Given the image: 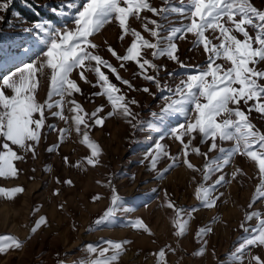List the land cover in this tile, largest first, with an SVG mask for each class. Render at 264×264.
Listing matches in <instances>:
<instances>
[{"label":"snow or ice","instance_id":"obj_1","mask_svg":"<svg viewBox=\"0 0 264 264\" xmlns=\"http://www.w3.org/2000/svg\"><path fill=\"white\" fill-rule=\"evenodd\" d=\"M24 2L31 7L27 0ZM13 3L14 0H0V13H4L0 14V23L7 22L5 14ZM40 7L47 8L43 19L37 13V18L27 25L23 20L19 25H13L19 27L23 34L18 45L11 44L5 50L4 34L0 29V138L3 140L0 143V177H16L19 169L14 161L23 162L29 153L33 159L37 157L45 129L58 131L63 141L70 129L57 130L47 120L50 116L67 124L69 117L64 115V110L69 106L76 132L80 133L83 126L81 142L90 149L85 160L93 167L100 163L102 149L89 136L90 130L102 127L107 118L120 115L134 131L148 130L150 134H156L153 147L145 155L149 161L147 167L155 173V178H163L165 172L181 162L201 173V182L195 189L201 207L210 209L217 205V187L231 182L226 179L224 170L237 154L255 162L260 181L256 186V200H264V131L249 118L252 112L264 116V68L259 67L264 64V10L255 6L252 0H180L179 6H175L173 0H162L160 7L153 6L150 0H59L55 6L43 4ZM145 11L161 21H168V27L157 19L142 15ZM173 14L181 19L179 26H171L168 18ZM130 18L139 21L144 32L153 39L145 38L141 31L132 27ZM113 23L121 29L120 40L129 35L132 39L124 54H119L105 41L107 53L120 62V69H124L129 61L135 62L139 71L133 73V78L140 77L154 84L162 96V107L158 112L152 111L147 121L141 120L140 114L133 110L132 106H140L139 101L128 99L110 75H114L129 91H143L153 96L156 93L150 92L148 87L136 88L129 79H124L118 68L105 57L101 45L94 42L96 35ZM250 30L255 34H250ZM189 33L195 38L193 48L202 45L207 54L203 66L189 65L180 59L177 40H184ZM237 33L243 39L238 38ZM145 50H151L153 59L145 58ZM163 57L184 70L182 74L175 69L165 72L167 77L183 76L175 87L167 81L161 83L159 74L162 66L153 60ZM220 60L230 66L218 63ZM149 69L155 74H149ZM74 73L79 80L98 88L92 93L93 97L107 99L112 110L106 116L103 104L86 112L74 98L75 94H82L77 79L72 78ZM89 74L93 79H89ZM42 79L47 80V98L41 102L38 93ZM194 134L200 136L201 144L210 142L207 151L192 146L196 138ZM165 137L174 138L182 145V161L180 155H170L167 151V146L161 142ZM226 142H231L230 146L225 147ZM57 147L54 144L47 151L53 152ZM190 152L203 157L202 168L190 162ZM211 153L215 155L210 156ZM162 158L170 159L171 163L161 171L157 165ZM64 162L68 163L67 157H64ZM239 172V168L233 171L232 179ZM65 183L70 184L71 181ZM106 187L111 189L110 206L89 225L88 232L112 225L119 211H132L118 195L111 177ZM23 191L20 186L11 189L0 187V195L8 199ZM99 199V195L93 197V200ZM167 206L175 210V235L183 236L188 231V218L197 208L192 206L185 210L171 200ZM252 207L253 204L249 203L248 208ZM254 219V226L248 223ZM125 223L136 230L149 231L142 219H129ZM46 224V217H39L31 233L35 234ZM240 228L247 235L228 254L232 264H243L245 254H250L251 249L264 248V214L260 211L246 212ZM212 231L210 225L199 228L195 234L197 240L206 245L205 237ZM128 243L130 241L127 240L89 243L82 248L86 255L72 261L60 258L56 253V264H118L124 245ZM24 244L25 241L14 236L0 235V254L10 249H22ZM203 245L193 255L203 254ZM156 257V264H165L163 248ZM249 264H264V257L250 255Z\"/></svg>","mask_w":264,"mask_h":264},{"label":"rangeland","instance_id":"obj_2","mask_svg":"<svg viewBox=\"0 0 264 264\" xmlns=\"http://www.w3.org/2000/svg\"><path fill=\"white\" fill-rule=\"evenodd\" d=\"M27 2L31 7H28L24 0H14L10 10L5 14L7 22L0 23L5 50L9 45H18L21 42L23 34L19 27H13L14 24L19 25L20 20H23L27 25L29 21L37 18V13L43 19L47 8L40 5L55 6L59 0H27ZM252 2L264 10V0H252ZM150 3L156 7L162 6V0H150ZM173 3L179 6L180 0H173ZM142 15L157 19L168 27V21H161L150 12L145 11ZM168 19L171 26H179L181 23V19L176 14ZM130 24L141 31L145 38L153 39L149 33L144 32L139 21L130 18ZM250 34L255 33L250 30ZM120 35L121 29L117 23H113L106 26L101 34H97L94 42L101 45L105 57L118 68L124 79H129L136 88L148 87L150 92L156 93L153 96L143 91H129L127 86L115 79L114 75H110V79L121 87L128 99L135 98L139 101L140 106H132L133 110L140 114L141 120L147 121L152 111L158 112L162 107V96L157 92L154 84L140 77L133 78V73L139 71L135 62L129 61L124 69H120V62L107 53V45H111L119 54H124L132 37L126 36L122 41ZM236 35L243 39L241 34ZM194 39L189 33L184 40H177L179 56L189 65L203 66L207 54L203 51L202 45L193 48ZM213 42L218 43L215 40ZM145 51V58L153 59L151 50ZM153 62L162 66L159 74L162 84L167 81L170 86L175 87L183 78L182 75L174 78L166 76L165 72L174 69L177 73L184 72L166 57L154 59ZM217 62L225 64L226 67L230 66L223 60ZM259 67L264 68V64ZM149 74L155 73L149 69ZM72 78L77 79L82 89V94H75L74 98L86 112L93 111L101 104L104 105L105 116L112 110L105 97L92 96L98 88H93L79 80L75 73ZM89 79H93L92 74H89ZM46 98L47 80L42 79L38 99L42 102ZM251 103L250 101L249 104ZM68 107L66 106L64 110V115L69 117L67 124L59 118L50 116L47 120V123L54 124L57 130L64 127L70 129L63 141L60 140L58 131L45 129L46 134L38 147L37 157L33 159L29 153L23 162L14 161L19 169L16 177H0V187L11 189L20 186L24 189L12 199L0 195V235H11L25 241L22 249H10L7 253L0 254V264H56V253L60 254V258L72 261L86 255L82 251L84 246L101 240L130 241L124 245L118 264H156V253L162 248L165 250V264H220L221 261H224V264H232L228 254L233 252L247 235L240 228L245 213L260 211L264 214V200H256L258 195L256 186L260 181L254 161L237 154L233 162L224 170L226 179L231 182L217 187L215 193L219 196L217 205L210 209L203 208L195 196V189L202 179L201 173L194 172L181 162L165 172L163 178H155V173L147 167L149 161L145 159V155L148 149L153 147L157 139L156 134H150L148 130L134 131L120 115L109 117L102 127L97 126L90 130L89 136L101 146L102 154L98 165L93 167L87 164L85 157L90 155V149L81 142L84 129L81 126V132H76L71 120L72 113L68 111ZM242 108L247 110L243 105ZM249 118L257 128L264 131V116L252 112ZM194 135L196 138L192 146L207 151L210 142L201 144L200 136ZM185 139L187 142V138ZM2 142L0 138V143ZM161 142L167 146L170 155H180L181 161L183 160L182 145L179 141L165 137ZM230 143L226 142L225 147L230 146ZM54 144L58 145L56 150L48 152L47 149ZM13 147L15 150V146ZM213 155L215 153L210 154ZM64 157L68 158V163L64 162ZM189 159L196 167H203V157L190 152ZM170 163V159L162 158L157 168L162 171ZM237 168L240 172L235 179H232L231 174ZM109 177L112 178L125 206L130 207L132 211L127 213L119 211L112 225L101 226L88 232L86 230L89 225L110 206L111 189L106 187ZM193 177L196 178L195 181ZM96 195L101 199L93 200ZM169 200L185 210H189L192 206L197 208V211L188 218V231L183 236L175 235V210L167 206ZM249 203L253 204L251 209L248 208ZM41 216L46 217L47 224L42 225L35 234H32L31 228ZM136 218L142 219L149 231L136 230L126 225L127 220ZM248 223L254 226L255 219ZM206 225H210L213 231L205 237L207 244L203 245L195 234L199 228ZM202 245L205 248L203 254L193 255ZM250 255L264 257V248L251 249L250 254H245L243 264H249Z\"/></svg>","mask_w":264,"mask_h":264},{"label":"bare ground","instance_id":"obj_3","mask_svg":"<svg viewBox=\"0 0 264 264\" xmlns=\"http://www.w3.org/2000/svg\"><path fill=\"white\" fill-rule=\"evenodd\" d=\"M107 30V29H106ZM109 31V30H108Z\"/></svg>","mask_w":264,"mask_h":264}]
</instances>
